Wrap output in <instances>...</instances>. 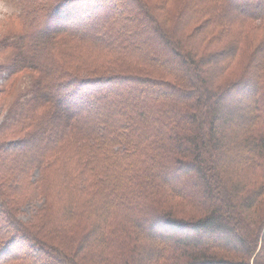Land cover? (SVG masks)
<instances>
[{"label":"trees","instance_id":"trees-1","mask_svg":"<svg viewBox=\"0 0 264 264\" xmlns=\"http://www.w3.org/2000/svg\"><path fill=\"white\" fill-rule=\"evenodd\" d=\"M13 1L0 264H264V0Z\"/></svg>","mask_w":264,"mask_h":264},{"label":"rangeland","instance_id":"rangeland-1","mask_svg":"<svg viewBox=\"0 0 264 264\" xmlns=\"http://www.w3.org/2000/svg\"><path fill=\"white\" fill-rule=\"evenodd\" d=\"M5 5L12 9V14L9 15L8 13H6L3 8H0V26L5 22L6 19H8L9 17H11L12 15H16L18 13V6L15 4V2L13 0H4ZM16 23H12L11 25H14ZM10 24H8L7 28H12ZM39 205L38 204H34L32 206H26L24 207V210L21 213V219L22 220H26L28 221L31 217L32 214H34L35 209L38 208Z\"/></svg>","mask_w":264,"mask_h":264},{"label":"clouds","instance_id":"clouds-1","mask_svg":"<svg viewBox=\"0 0 264 264\" xmlns=\"http://www.w3.org/2000/svg\"><path fill=\"white\" fill-rule=\"evenodd\" d=\"M0 8H3V10L8 13L9 15L12 14V9L8 8L5 3L4 0H0Z\"/></svg>","mask_w":264,"mask_h":264},{"label":"bare ground","instance_id":"bare-ground-1","mask_svg":"<svg viewBox=\"0 0 264 264\" xmlns=\"http://www.w3.org/2000/svg\"><path fill=\"white\" fill-rule=\"evenodd\" d=\"M84 4V3H83ZM68 6V5H67ZM91 7V6H90ZM82 8V7H81ZM78 178V177H77ZM54 194V193H53ZM55 198V197H54ZM75 201V200H74ZM61 208V207H60Z\"/></svg>","mask_w":264,"mask_h":264}]
</instances>
